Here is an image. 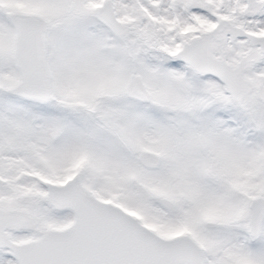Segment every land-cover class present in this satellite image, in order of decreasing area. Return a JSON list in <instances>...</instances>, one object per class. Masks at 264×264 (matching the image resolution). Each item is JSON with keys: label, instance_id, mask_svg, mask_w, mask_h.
I'll return each mask as SVG.
<instances>
[{"label": "snow or ice", "instance_id": "6c2138e0", "mask_svg": "<svg viewBox=\"0 0 264 264\" xmlns=\"http://www.w3.org/2000/svg\"><path fill=\"white\" fill-rule=\"evenodd\" d=\"M0 264H264V0H0Z\"/></svg>", "mask_w": 264, "mask_h": 264}]
</instances>
